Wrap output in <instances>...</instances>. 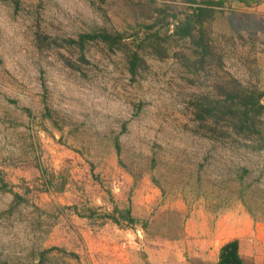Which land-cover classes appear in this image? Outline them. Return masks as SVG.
Segmentation results:
<instances>
[{"label":"rangeland","instance_id":"374dc122","mask_svg":"<svg viewBox=\"0 0 264 264\" xmlns=\"http://www.w3.org/2000/svg\"><path fill=\"white\" fill-rule=\"evenodd\" d=\"M191 1L0 0V264H213L229 223H264V110L254 141L193 114L233 78L264 92V1ZM196 6L203 54L174 34ZM102 29L125 45L70 42Z\"/></svg>","mask_w":264,"mask_h":264},{"label":"trees","instance_id":"16d2710c","mask_svg":"<svg viewBox=\"0 0 264 264\" xmlns=\"http://www.w3.org/2000/svg\"><path fill=\"white\" fill-rule=\"evenodd\" d=\"M195 2V0H192ZM191 1V2H192ZM223 0H206L208 5L222 4ZM244 4L253 2H262L264 0H236ZM213 16V10L210 7L196 6L185 14L174 31L175 35L181 38L197 40L201 48V53L209 49L210 45L205 41V31L202 29L204 21ZM87 40H96L107 43L108 47L113 50L120 47L123 43L121 33H110L107 30H98L93 33H86L79 37L78 40L70 39L73 44L79 45L83 49ZM129 70L132 74L136 73L141 56L138 52L128 53ZM242 85L237 79L233 78V86L222 96L202 95L193 102V114L197 122V133L212 141L221 140L229 136H240L244 141H254L261 138L262 127L257 125L259 117L263 113L264 103H262L263 91L256 92ZM220 122H225L220 126ZM257 148V147H256ZM259 148V147H258ZM246 169V168H245ZM244 169V170H245ZM241 180V179H240ZM8 184L4 181L0 170V189L7 190ZM15 199L20 197L14 193ZM116 211L128 222H133L134 218L130 214V209H116ZM113 221L119 222L114 214L109 215ZM236 243L230 242L221 247V261H227L230 264V256L225 252H236ZM236 255V254H235ZM236 258V257H235ZM234 258V259H235ZM236 260V259H235ZM4 264H7L6 262ZM222 264V263H221Z\"/></svg>","mask_w":264,"mask_h":264},{"label":"crops","instance_id":"0c3cea01","mask_svg":"<svg viewBox=\"0 0 264 264\" xmlns=\"http://www.w3.org/2000/svg\"><path fill=\"white\" fill-rule=\"evenodd\" d=\"M250 224L249 221L243 226L236 222L229 223L225 227V238L219 243L217 250L203 258L213 264H227V261H221V247L234 241L236 252L224 253L230 256V264H264V223L257 225L256 228Z\"/></svg>","mask_w":264,"mask_h":264}]
</instances>
